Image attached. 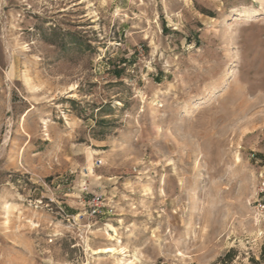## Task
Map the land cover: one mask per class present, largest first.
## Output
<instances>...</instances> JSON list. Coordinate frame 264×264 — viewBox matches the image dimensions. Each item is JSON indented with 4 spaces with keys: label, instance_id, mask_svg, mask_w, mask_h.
<instances>
[{
    "label": "rangeland",
    "instance_id": "rangeland-1",
    "mask_svg": "<svg viewBox=\"0 0 264 264\" xmlns=\"http://www.w3.org/2000/svg\"><path fill=\"white\" fill-rule=\"evenodd\" d=\"M263 181L264 0H0V264H264Z\"/></svg>",
    "mask_w": 264,
    "mask_h": 264
},
{
    "label": "bare ground",
    "instance_id": "bare-ground-1",
    "mask_svg": "<svg viewBox=\"0 0 264 264\" xmlns=\"http://www.w3.org/2000/svg\"><path fill=\"white\" fill-rule=\"evenodd\" d=\"M117 250H118V249H117L116 247H107V248H106V251H108V252H115V251H117ZM120 250L123 251L124 249L121 248ZM118 251H119V250H118ZM121 264H129V262H128L126 259H122Z\"/></svg>",
    "mask_w": 264,
    "mask_h": 264
},
{
    "label": "built area",
    "instance_id": "built-area-1",
    "mask_svg": "<svg viewBox=\"0 0 264 264\" xmlns=\"http://www.w3.org/2000/svg\"><path fill=\"white\" fill-rule=\"evenodd\" d=\"M263 185H264V181H263Z\"/></svg>",
    "mask_w": 264,
    "mask_h": 264
}]
</instances>
